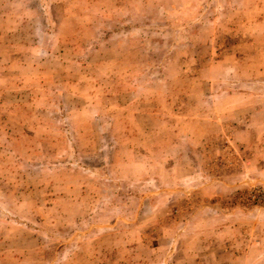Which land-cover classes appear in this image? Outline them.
Masks as SVG:
<instances>
[{
  "label": "rangeland",
  "instance_id": "374dc122",
  "mask_svg": "<svg viewBox=\"0 0 264 264\" xmlns=\"http://www.w3.org/2000/svg\"><path fill=\"white\" fill-rule=\"evenodd\" d=\"M0 264H264V0H0Z\"/></svg>",
  "mask_w": 264,
  "mask_h": 264
}]
</instances>
